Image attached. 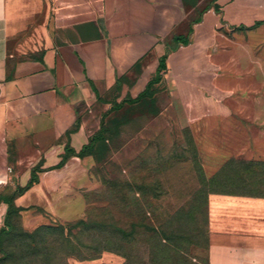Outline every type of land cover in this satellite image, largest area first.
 Here are the masks:
<instances>
[{"label":"rangeland","instance_id":"374dc122","mask_svg":"<svg viewBox=\"0 0 264 264\" xmlns=\"http://www.w3.org/2000/svg\"><path fill=\"white\" fill-rule=\"evenodd\" d=\"M214 45L221 73L243 89L221 102L236 112L226 119L175 113L139 137L170 104L161 77L149 97L108 95L85 115L89 134L104 124L93 156L56 168L48 151L9 144L0 197L34 170L39 182L15 200L1 264H207L214 229L264 228V25L218 34ZM72 129L51 148L65 152ZM7 208L0 202V230Z\"/></svg>","mask_w":264,"mask_h":264},{"label":"crops","instance_id":"0c3cea01","mask_svg":"<svg viewBox=\"0 0 264 264\" xmlns=\"http://www.w3.org/2000/svg\"><path fill=\"white\" fill-rule=\"evenodd\" d=\"M263 25L264 0H0V177L9 144L39 147L61 161L63 145L51 147L74 126L71 106L85 103L89 110L70 134L79 152L94 135L85 115L98 98L118 87L137 98L162 59L170 104L139 137L156 135L157 120L175 113L193 122L203 113L226 119L236 112L221 102L243 89L221 73L214 42ZM207 264H264V228L230 222L214 229Z\"/></svg>","mask_w":264,"mask_h":264},{"label":"trees","instance_id":"16d2710c","mask_svg":"<svg viewBox=\"0 0 264 264\" xmlns=\"http://www.w3.org/2000/svg\"><path fill=\"white\" fill-rule=\"evenodd\" d=\"M261 24L262 23H257L253 28H256L257 26H259ZM164 68H165V60L162 59L160 66H159V69H158L157 76L148 83V85L146 86V89L142 93H140L137 98L133 99V102H138L139 100H143V99H145L151 95V90H152L153 86L161 81V76L159 73ZM137 69L139 71V69H140L139 65H138ZM117 92H118V94L120 93V87H118ZM102 100H103L102 98H98V102H101ZM71 108L75 114V123H74L72 131L68 132V137L70 136V134L78 131V129L80 128V125H81L82 115L84 114V112L89 110V107L85 103H80L78 105L77 104L72 105ZM103 137H104V124L102 122L100 130L97 133H95L92 137H90L88 144L84 145L79 152H76L71 147V145L68 143L65 147V152L61 157V161L56 166V168L63 167L66 164V162L71 157H74V156L79 157V158H85L88 156H93L95 144L98 141H102ZM38 182H39V178H38V175L36 173V170H34L32 172V176H31L30 181L28 182V184L25 187H18L11 195H6V196L0 197V202L6 204L8 206L7 212L5 215V219H4V226L0 230V253L3 254V257L0 258V264L4 262L5 257L7 255L6 251L4 249L5 241H6L7 237L11 236L15 231V227L12 223V218L20 210L15 205V200L17 197L24 195L29 189H31L33 186L38 184Z\"/></svg>","mask_w":264,"mask_h":264}]
</instances>
